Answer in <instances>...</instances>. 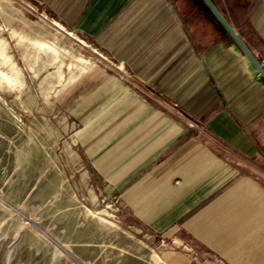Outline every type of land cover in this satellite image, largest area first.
I'll list each match as a JSON object with an SVG mask.
<instances>
[{"label":"crops","instance_id":"1","mask_svg":"<svg viewBox=\"0 0 264 264\" xmlns=\"http://www.w3.org/2000/svg\"><path fill=\"white\" fill-rule=\"evenodd\" d=\"M211 1L264 69V0ZM45 2L119 70L77 87L119 120L90 162L134 219L174 239L167 263L264 264V78L207 5Z\"/></svg>","mask_w":264,"mask_h":264},{"label":"rangeland","instance_id":"2","mask_svg":"<svg viewBox=\"0 0 264 264\" xmlns=\"http://www.w3.org/2000/svg\"><path fill=\"white\" fill-rule=\"evenodd\" d=\"M0 52L13 77L0 73V264H168L174 239L134 219L90 162L119 120L77 87L114 61L45 0H0Z\"/></svg>","mask_w":264,"mask_h":264},{"label":"water","instance_id":"3","mask_svg":"<svg viewBox=\"0 0 264 264\" xmlns=\"http://www.w3.org/2000/svg\"><path fill=\"white\" fill-rule=\"evenodd\" d=\"M202 1L207 5V7L211 10V12L215 15V17H217V19L220 21V23L223 25V27L230 33V35L233 37V39L237 42V44L241 47V49L246 54V56L250 59V61L256 67L259 74L264 78L263 67L260 65V63L257 61V59L252 55V53L249 51V49L246 47V45L236 35L234 30L231 28V26L228 24V22L225 20V18L220 14V12L215 7V5L212 3V1L211 0H202ZM59 247L61 248V246H59ZM61 249L63 250V248H61Z\"/></svg>","mask_w":264,"mask_h":264},{"label":"bare ground","instance_id":"4","mask_svg":"<svg viewBox=\"0 0 264 264\" xmlns=\"http://www.w3.org/2000/svg\"><path fill=\"white\" fill-rule=\"evenodd\" d=\"M53 24L55 25V26H57L59 29H65L64 28V26L63 25H61L59 22H57V21H53ZM67 33H68V35H71V36H73V33H71V32H68L67 31ZM78 38V37H77ZM79 39V38H78ZM79 41L81 42V43H84V41L83 40H81V39H79ZM37 44H39L40 45V47H43L44 46V44L43 43H37ZM47 45H49V44H47ZM46 46V45H45ZM51 46V45H50ZM49 48V47H48ZM50 49V48H49ZM53 49V48H52ZM54 50V49H53ZM54 52H55V50H54ZM57 53V52H56ZM0 57H3L4 58V60H7L8 58H7V56L6 55H4V53H2V52H0ZM82 59V58H81ZM83 60V59H82ZM11 67H12V71L13 72H16L18 69L16 68V65H15V63L14 62H12L11 63ZM69 67V66H68ZM71 67V66H70ZM1 71V70H0ZM0 73H2V75H3V78L4 79H6V80H9V81H11V79L13 78L12 76H8V74L6 75L5 73H3V72H0ZM15 80V79H14ZM16 82V81H15ZM110 222V221H109Z\"/></svg>","mask_w":264,"mask_h":264}]
</instances>
